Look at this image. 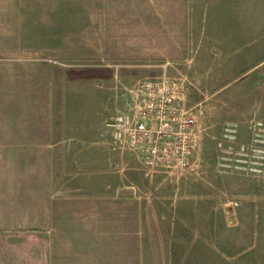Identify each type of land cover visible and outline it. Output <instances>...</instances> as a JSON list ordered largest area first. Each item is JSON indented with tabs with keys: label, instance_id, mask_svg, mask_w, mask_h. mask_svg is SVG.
<instances>
[{
	"label": "rangeland",
	"instance_id": "rangeland-1",
	"mask_svg": "<svg viewBox=\"0 0 264 264\" xmlns=\"http://www.w3.org/2000/svg\"><path fill=\"white\" fill-rule=\"evenodd\" d=\"M132 1L115 0L110 7L108 19L119 22L109 28L118 30L91 26L75 34L72 41L80 45L75 49L57 44L58 33H50L52 24L44 21L45 11L70 14L68 1L28 0L21 6L19 0H0V25L12 12L9 30H0V89L15 87L14 71L51 73L37 76L33 86L26 81L34 91L43 80L44 98L36 101L42 110L47 113L58 102L71 119H102V131L108 133L104 118L123 110L133 83L166 79L178 84L185 94L182 103L197 119L193 164L151 171L140 159L125 158L108 173L102 198L137 201L140 215L169 222L158 235L169 252L149 264H264V0H168L165 33L135 30L129 19L138 9L131 8ZM66 23L67 17L61 24ZM50 45L62 56L48 51ZM71 50L78 58L61 63ZM91 65L111 67L114 75L109 80L66 77L69 67ZM18 100L14 95L0 100L5 107L0 120L32 119L34 96L19 105ZM88 107L92 111H84ZM31 179L29 203L36 198V177ZM4 190L10 193L4 187L0 194ZM28 214L32 217L34 208ZM10 236L11 248H26L28 260L35 256L36 239L27 235L20 243L18 235Z\"/></svg>",
	"mask_w": 264,
	"mask_h": 264
},
{
	"label": "crops",
	"instance_id": "crops-1",
	"mask_svg": "<svg viewBox=\"0 0 264 264\" xmlns=\"http://www.w3.org/2000/svg\"><path fill=\"white\" fill-rule=\"evenodd\" d=\"M19 1L21 6L28 5V0ZM44 1L57 3V0ZM66 1L70 4L67 8L70 14L60 11L56 17L54 9L44 14V21L52 24L49 32L59 35L57 44L64 42L67 47L78 49L80 45L72 41L75 34L91 26L99 25L102 32L118 30L109 28L118 19H108L115 0ZM167 3L168 0H147V4L141 5L140 0L132 1L131 8L138 9L129 19L135 30L146 27L149 32H167ZM141 8H147V12H140ZM66 17L63 27L61 23ZM4 21L0 30H9L12 12L7 13ZM49 47L48 51L62 56L58 46ZM75 51L62 57L61 63L76 60ZM28 72L21 75L12 72L15 87L0 89V100L14 95L19 98L17 105L30 96L35 101L32 119L28 118V108L24 105L22 112L26 119L3 116L5 119L0 120V191L6 187L10 192L4 190L6 193L0 194V236L5 238L0 246V264H149L153 257L169 252L167 247L160 246L162 241L158 238L166 229L161 225L169 222L140 215L137 201L102 198L108 193L107 175L115 171L113 167L121 165L125 158L138 161L139 158L128 150L110 149L109 133L102 131V119L100 123L90 118L77 121L70 118L73 116L69 110L67 114L66 110L62 112L55 99L58 93L54 95L56 106L48 107L47 113L42 110L43 104L36 101L44 98L43 80L36 82L34 91L26 81H31L33 86L37 76L52 74L42 70ZM4 108L1 106L0 110ZM87 110L92 111V107L84 109ZM31 177H36L37 185L36 198L29 203ZM29 207L34 208L32 217H27ZM10 234L18 235L20 243L27 240V235L36 239L37 251L31 260L26 248H11Z\"/></svg>",
	"mask_w": 264,
	"mask_h": 264
},
{
	"label": "built area",
	"instance_id": "built-area-1",
	"mask_svg": "<svg viewBox=\"0 0 264 264\" xmlns=\"http://www.w3.org/2000/svg\"><path fill=\"white\" fill-rule=\"evenodd\" d=\"M184 91L166 79L133 83L121 112L104 126L113 151H131L149 170L189 168L197 145V119Z\"/></svg>",
	"mask_w": 264,
	"mask_h": 264
},
{
	"label": "trees",
	"instance_id": "trees-1",
	"mask_svg": "<svg viewBox=\"0 0 264 264\" xmlns=\"http://www.w3.org/2000/svg\"><path fill=\"white\" fill-rule=\"evenodd\" d=\"M114 70L108 66L91 65L86 67H69L66 77L69 80H109L113 77Z\"/></svg>",
	"mask_w": 264,
	"mask_h": 264
}]
</instances>
